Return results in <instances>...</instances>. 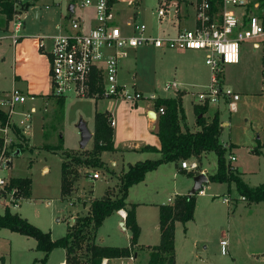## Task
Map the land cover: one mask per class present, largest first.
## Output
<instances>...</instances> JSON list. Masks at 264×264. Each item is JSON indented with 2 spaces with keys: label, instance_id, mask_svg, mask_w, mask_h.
<instances>
[{
  "label": "rangeland",
  "instance_id": "374dc122",
  "mask_svg": "<svg viewBox=\"0 0 264 264\" xmlns=\"http://www.w3.org/2000/svg\"><path fill=\"white\" fill-rule=\"evenodd\" d=\"M20 1L22 4L28 3L32 6L36 4L40 7V12L37 16L34 7H29L23 20L25 28L22 27L15 34L16 40H19L25 31H30L29 33L36 37L51 38L56 33V26L68 15L69 5L73 4L71 0ZM123 2V5H118L117 8L125 10L124 19L145 24L149 34L154 37L173 36L179 28L189 29L194 23L195 14L191 7L188 12H183L179 19L172 22L170 19L160 21L158 17V10L161 7L165 8L166 0H123ZM74 5L75 14H71V17L84 19L87 26L91 24L93 10L82 7L80 2L78 4L75 2ZM18 10L22 15L25 12L21 7ZM248 14H260V8L252 9ZM0 22L4 30L15 33V20L7 24L5 17L0 16ZM1 33L0 37H3V40H0V95L11 89L13 65L10 55L14 43V38L9 37L10 34L5 36ZM263 51L264 45L256 56L246 58L244 66L236 70L231 66H226L224 69V80L226 79L228 86L237 81H240L242 86V88L237 87L242 94L238 111L231 113L228 105L221 101L209 108L205 114V118L209 121L216 112H219L221 121L229 123L223 128L220 136V142L227 148L226 162L229 163L230 155L236 157L233 165L250 187L264 184ZM195 71L200 72L199 77H193L192 73ZM210 77L211 70L206 65L202 53L194 51L165 53L150 45L130 50L128 57L121 62L120 70V81L127 89L136 87L146 97H150L151 94L162 97L173 95V89H167L168 84L174 85L177 82L192 84L189 86L192 102L190 99H184L187 120L186 123L183 122L192 129L196 124L193 109V106L198 105L196 93L206 90L205 86L209 85ZM193 84L205 86L199 87ZM7 98V96L2 97L0 102ZM177 98L182 100L180 95ZM110 101L67 100L61 109L56 104L50 105L45 102L42 111L33 114L30 130L26 131L24 126L21 128L16 125L19 134L13 128L5 133L0 126V138L10 140L7 153L12 155L11 166L5 171L2 165L0 176L7 179L32 180L31 195L28 199L22 193L15 195L9 189H0V215H4L9 208L11 213L27 219L43 232L51 233L52 239L57 240L66 236L73 224L90 214V200L101 199L109 190L111 194L120 196V179L123 174L120 177L114 174L111 176L112 169L119 173L120 166H112L113 154L110 153L104 156V161L108 165L103 162L101 169L72 165L71 170L80 176L68 198H63L61 193L64 153L72 152L73 155L86 158L89 156L88 152L93 149L94 137L85 149L87 152L80 150L79 123L84 121L89 130L94 132L96 109H106ZM31 105L32 102L16 105L12 119L20 124L24 119L23 114L30 110ZM121 105L120 110L114 113L118 121L114 135L119 146L131 136L142 134V126L138 130L131 124H138L141 116H138V113L145 115L147 102L141 101L138 106L121 102ZM219 108L221 111L217 110ZM123 120L126 123H123ZM232 143L234 146L230 145ZM17 151L21 154L13 157ZM184 161L197 163L198 170L185 172L180 166L178 169L175 163L161 165L162 167L148 176L146 184H137L138 186L131 191L130 197L128 196V202L137 207L136 210L148 238L154 233V221L159 220L161 205L169 204L170 199L175 200L177 197L175 192H182L180 196L189 195L198 175L206 174L209 178L218 170V157L214 152L203 155L201 161L191 157L181 160L180 163ZM95 173L100 175L99 179H93L92 175ZM204 188L206 190L204 196L195 195L197 204L194 220L186 225L177 223L175 245L178 264H264V202L249 204L243 201L234 182L228 184L209 181L204 184ZM18 203L19 205L16 206ZM120 223L121 219L116 215L106 219L97 232L96 244L128 246L132 236L131 231L128 228L123 229ZM223 241L227 242L226 248L222 246ZM139 253L135 264H146L149 252L139 249ZM43 256L44 254L37 250V242L34 239L7 229H0V264H42ZM65 258V250L59 248L50 254L46 264H60Z\"/></svg>",
  "mask_w": 264,
  "mask_h": 264
},
{
  "label": "built area",
  "instance_id": "2783aa9c",
  "mask_svg": "<svg viewBox=\"0 0 264 264\" xmlns=\"http://www.w3.org/2000/svg\"><path fill=\"white\" fill-rule=\"evenodd\" d=\"M78 2L82 7L94 10L95 25L85 31L83 19L70 17L63 31L52 38L49 47L44 43L45 38L41 39V48L50 63L51 97L65 101L106 99L132 105L146 101L154 107L159 97L153 94L146 97L135 88L127 89L119 79L121 62L128 57L130 50L150 45L162 52L202 53L211 70V77L206 90L197 93V103L211 107L222 101L228 105L230 112L237 110L241 95L225 86L224 69L240 62L243 43L258 40L264 43V19L260 14H248L252 9L259 10L258 3L253 4V0H198L194 27L184 29L174 36L154 37L149 34L145 24L122 20L117 6L124 3L123 0H77L76 4ZM175 6L177 4L166 0L165 8L158 10L159 20L169 19ZM18 13L13 19L14 34L23 27L24 17ZM170 88L168 85L167 89ZM27 100L28 96L21 90L14 89L5 101L0 102V109L6 110L10 116L9 123L2 127V131L8 133L13 128L12 113L16 105L25 104ZM34 112L24 114L22 126H27ZM164 113V108L156 111L157 117ZM110 126H116L114 118H110ZM3 141L0 169L3 165L6 171L11 166V156L7 153L10 140L3 137ZM235 161L236 157L230 155L229 163L233 165ZM181 168L195 172L199 167L197 163L184 161ZM92 177L99 179L100 175L95 173ZM11 182L12 179L0 176V189H9L15 195L22 193L19 188L11 187ZM199 194H204V191L201 190ZM222 246L226 248L227 242L223 241ZM135 262L136 257L131 255L113 264ZM103 264H108V261L105 260Z\"/></svg>",
  "mask_w": 264,
  "mask_h": 264
},
{
  "label": "trees",
  "instance_id": "16d2710c",
  "mask_svg": "<svg viewBox=\"0 0 264 264\" xmlns=\"http://www.w3.org/2000/svg\"><path fill=\"white\" fill-rule=\"evenodd\" d=\"M77 0H73V4ZM176 1L179 4L182 0ZM260 5V16L264 19V0H253V4ZM31 4H22L19 0H0V16L5 17L9 24L19 8L28 10ZM1 27V22H0ZM183 95L180 94V97ZM56 105L63 108L64 99L54 98ZM154 108L159 111L164 108L165 113L158 116L156 135L161 142V148L145 146L143 152L158 153L157 160H145L130 165L120 179V196L111 194L110 190L101 199L90 200L89 215L81 218L78 223L73 224L66 236L53 240L51 233L43 232L27 219L18 214L11 213L10 209L4 215H0V229H7L23 236L33 238L37 242V250L44 254L41 263L46 264L50 254L59 248L66 250V264H108L133 255L137 258L139 249V238L141 228L137 222L136 205L127 202L129 191L134 185L142 183L146 175L157 170L166 163H177L195 157L201 161L203 155L214 152L218 157V170L215 175L209 177V181L215 183H235L240 197L249 204L264 202V184L257 187L248 186L235 167L226 162L227 148L220 142L222 133V122L220 113L216 112L208 121L205 114L209 111L208 105H196L194 112L196 123L200 130L190 131L183 122L186 120L182 100L178 98H158ZM10 120L6 111L0 109V126L5 127ZM19 134L17 127H13ZM4 141L0 138V152ZM114 130L110 126V114L97 112L95 115L94 145L89 156L86 158L65 152L62 163L61 193L63 198H68L75 187V182L80 174H75L71 166H88L101 169L103 162L101 156L105 152H115ZM84 152H87L85 150ZM21 154L20 151L14 156ZM12 156V155H9ZM187 172V171H186ZM73 176V177H72ZM11 187L19 188L25 198L31 195L32 180L29 178H14ZM203 190V189H202ZM199 194V193H198ZM197 194V195H198ZM196 196H177L173 204L161 205L159 207V230L161 233L160 244L154 247H146L149 257L146 264H176V224L186 225L194 219L196 210ZM121 210L127 211L126 227L131 231V244L129 247L119 248L101 246L96 244L99 228L104 221Z\"/></svg>",
  "mask_w": 264,
  "mask_h": 264
},
{
  "label": "crops",
  "instance_id": "0c3cea01",
  "mask_svg": "<svg viewBox=\"0 0 264 264\" xmlns=\"http://www.w3.org/2000/svg\"><path fill=\"white\" fill-rule=\"evenodd\" d=\"M173 3L177 4V6H175L176 9H175V12L173 13V16L170 15V18H169L170 21H172V22H174L175 19H179L183 12H185V11L188 12L190 7L193 9L194 14H196V6L198 3V0H195L194 2H187L186 0H182V2L180 4L176 1H173ZM121 4L123 5V3H119L118 5H121ZM32 7H34L35 13L38 16V14L40 12V7H38L36 4H34ZM118 10L121 12L122 20L124 22L129 21V20H125L123 17L125 10L124 11L120 10V9H118ZM26 11H28V10H25V12L23 14L24 18L26 17ZM68 12H69V10H68ZM73 14H75V6H74V13ZM93 15H94V10H93ZM70 17H71L70 12L68 13L67 16L63 17L62 22H60L55 28L56 33L54 34V36L59 34L61 31H63V29L68 24V20ZM94 18H95V16H93L92 23L89 24L88 26L85 25V20L83 19L84 20V25H83L84 27L83 28L85 31L90 30L95 25V19ZM194 18H195V16H194ZM194 25H195V19H194V23H193L192 27H194ZM23 28H25V24H24ZM182 30H184V29L179 28L177 30L176 34H178ZM0 31H2V33L0 32L1 34L5 35V36L7 34H10L9 37L12 36L14 38L13 51L10 55L11 63L13 65L12 66L13 71L11 72V89L7 92H3V94L0 95V99L2 97L3 98L6 96L8 97L9 94L14 89L21 90L26 96H28L27 102H32L30 110H28V112H27V114H29L33 110H35V112L32 113V116H33V114H36L38 111H42V108H44V106L46 104L45 102L50 103V105L56 104V100L50 96L51 81H50L49 59L44 54V49L41 48V39L42 38H45L44 43L46 45L48 43L47 47H49L51 45V41H52V38L54 36H51V38L50 37L48 38L45 36L36 37V36L30 34L29 33L30 31H27V32L25 31V33L24 32L22 33L20 39L16 40V38H15L16 35L13 34L11 31L4 30L2 27H0ZM0 40H3V37H0ZM263 45H264V43L259 41V40L258 41H247V42L243 43L241 46V51H240V62L236 65H229V66H231L233 68V70L238 69V67H240V66L241 67L244 66V63H246V61H245L246 58L256 56V54L258 53V51H260V49L262 48ZM166 52H168V51H166ZM175 52L178 53V51H175ZM179 53H181V52H179ZM120 70H121V67H120ZM199 74H200V72H198V71H195L194 73H192L193 77H199L198 76ZM119 79H120V73H119ZM224 83H225V86L227 88H230V89L234 90L236 93H239L241 95V99H242V94L237 90V87L242 88L240 81L233 82V83L229 84L231 86H228L226 84V79L224 80ZM123 85H125V84H123ZM168 85L171 86L170 89H173V92H174L173 95L164 96V97L157 96V95L156 96L159 98H177L180 94L184 93L181 96L182 97V105L184 108V99L187 98V99L191 100V96H190L191 92H189L190 91L189 86L192 84H186L184 82H177L174 85H171V84H168ZM193 85L199 86L198 84H193ZM174 86H176L177 91H175ZM203 86H205V85H200L199 87H203ZM134 88L137 89L136 87H134ZM138 91H140V90H138ZM140 92L143 93L142 91H140ZM153 95H155V94H153ZM241 99L238 101L237 110L234 112L238 111V106H239L238 104L241 101ZM91 100H95V99H91ZM99 100H106V99H97L95 101L98 102ZM121 102L122 101H110L109 105L106 109L98 110V108H97L96 113L97 112L109 113L110 118H114L116 121L115 127H118V121L116 120V118H115L116 115L114 116V113L118 112V110H120V107H122ZM191 102H192V100H191ZM192 105H193V103H192ZM136 106H138V104ZM211 108H212V106L210 107V109ZM24 109H25V107L23 106L22 110L24 111ZM193 109H194V106H193ZM153 110H155V108L152 107L147 102V106L145 107V115H144V113H138V116L141 115V116H139L138 124H136V125L134 123L131 124L134 127L136 126L137 129L140 126H142L143 127V130H141L142 134H137V135L131 136L130 138H128L126 140V142L124 144H121L120 146L116 142V135H114V143H115L116 151L115 152H105L101 156L102 162H104L108 165V163L106 161H104V156L106 154H109V153L113 154L112 155V166H114V167L120 166L119 173L115 169H112V171L110 172L111 176L114 174V175H116V177H120L122 174L127 172L130 165H134L138 162H142L145 160H157L160 158V154H158V153H149V152L141 151V148L145 147V146L155 147L158 150L161 148V142L155 133L156 129H157L158 117L156 120H152V118H150V114L152 113ZM217 110L221 111L220 108ZM4 111H6V110H4ZM184 111H185V108H184ZM234 112H231V113H234ZM96 113H95V115H96ZM194 114H195V112H194ZM185 115H186V113H185ZM12 116H11V118H12ZM32 116H31V119H32ZM23 118H24V114H23ZM31 119L29 120V122L27 123V126L25 127L26 131L31 129V125H30ZM24 120L25 119H23L21 121H24ZM186 120H187V115H186ZM11 121L13 122V125H12L13 127H17L16 125H18V126H21V128H23L21 125V121H20V124L17 123L14 119H11ZM221 122H222V130L224 127H227L229 125V123H225L224 121H221ZM123 123H126V121L123 120ZM185 123H186V121H185ZM186 126H187V124H186ZM114 128H113V130H114ZM187 128L190 129V131H192V132H196V131L200 130L197 123L195 124L193 129L189 126H187ZM149 131H150V134H148ZM92 133L94 134V132H92ZM26 134H27V132H26ZM230 145L234 146L233 143ZM201 160H202V158H201ZM168 164L169 163H166V164H163L162 166H166ZM175 164H176L178 169L180 166V169L182 171H185L181 168L180 162H177ZM235 170L238 172L237 168H235ZM152 173L153 172L149 173L147 175V177L145 178V180L138 185L146 184L148 176H150ZM138 185H135L130 189L129 197L131 195V191L133 190V188H135ZM202 189L204 191V194H198V195L204 196L206 194V190H205L204 186ZM180 193H182V192H175V195L180 196L179 195ZM243 201H245V200H243ZM127 202H128V200H127ZM169 202H170L169 204H173L174 200L170 199ZM129 204L135 205L132 203H129ZM169 204H167V205H169ZM138 205L142 206V205H144V203H138ZM136 214H137V222L141 228V235L139 238V247H142L143 250H147L149 252V250L146 247L157 246L160 244V241H161V233L159 230V220H158V222L154 221V228H153L154 233L152 234L151 237L148 238L146 236L145 229H144L143 224L139 218V214H138L137 210H136ZM115 215L121 219V223H120L121 226H122V223H124V227L122 226L123 229H127V227H126L127 211L121 210L117 213H114L112 216H115ZM112 216H110V217H112ZM155 217H156V215H155ZM176 226H177V224H176ZM175 239H176V237H175ZM130 244H131V239H130ZM130 244L126 247H129ZM110 247H118V246H110ZM119 248H125V246L124 247L120 246ZM175 249H176V245H175ZM65 252H66V250H65ZM139 254L140 253H138L136 261L138 260ZM148 257H149V253H147V260H148ZM66 259H67V253H66V258L60 264H66ZM178 263H179L178 262V254L176 253V264H178Z\"/></svg>",
  "mask_w": 264,
  "mask_h": 264
},
{
  "label": "water",
  "instance_id": "95a60500",
  "mask_svg": "<svg viewBox=\"0 0 264 264\" xmlns=\"http://www.w3.org/2000/svg\"><path fill=\"white\" fill-rule=\"evenodd\" d=\"M74 4H70L69 5V12L71 14L74 13ZM175 7L172 8V12H171V16H173V13L175 12ZM175 91H177L176 86H174ZM150 118L152 119H157V114L156 111L153 110L152 113L150 114ZM78 130L80 132V136H81V141H80V150H85L87 149L89 143L92 141L94 134L89 130L87 123H85L84 121H81L78 125ZM19 155V153H18ZM209 182V178L207 177L206 174H201L198 175L195 178V185L193 190L189 193L188 196H195L197 195L203 188L205 183ZM122 226L124 227V223H122Z\"/></svg>",
  "mask_w": 264,
  "mask_h": 264
}]
</instances>
